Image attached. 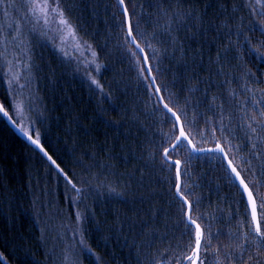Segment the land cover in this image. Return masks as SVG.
Returning a JSON list of instances; mask_svg holds the SVG:
<instances>
[{"label": "trees", "instance_id": "obj_1", "mask_svg": "<svg viewBox=\"0 0 264 264\" xmlns=\"http://www.w3.org/2000/svg\"><path fill=\"white\" fill-rule=\"evenodd\" d=\"M48 2L70 30L46 25L28 0L0 4V102L65 175L0 112V253L8 264H191L196 230L185 228L177 166L164 156L178 125L128 36L120 0ZM124 2L193 144L222 145L264 197V153L253 154L246 124L264 109V35L249 30L264 24V0ZM168 154L204 234L197 264H236L226 257L250 247L252 218L224 156L189 144Z\"/></svg>", "mask_w": 264, "mask_h": 264}, {"label": "snow or ice", "instance_id": "obj_2", "mask_svg": "<svg viewBox=\"0 0 264 264\" xmlns=\"http://www.w3.org/2000/svg\"><path fill=\"white\" fill-rule=\"evenodd\" d=\"M4 0H0V4H2ZM56 0H53V3H55ZM259 2V0H258ZM29 4V11L33 14H39V16L43 19L44 23L47 25L49 23H52L53 25H58L55 30L58 33H62L65 28H68L70 30V25L66 19L63 18V13L59 11L58 6L57 7H51L48 0H28ZM52 13H56L57 18H52ZM261 16H264V13H260ZM62 26V27H61ZM250 31H259L262 35H264V24H253L250 29ZM69 35H72L74 38V34H72L69 31ZM15 39V37H13ZM134 39V38H133ZM139 47V45H137ZM250 54L260 56L259 53L255 52V50L250 49ZM2 55V54H0ZM264 58V57H261ZM95 83V81H93ZM257 105H259V101L256 102ZM164 107L168 109L169 112L172 110L168 108V105L165 104ZM0 112H2L5 116H8V113L4 111L3 107L0 106ZM173 116H175V113H172ZM10 118V117H9ZM176 120H179V117H176ZM247 128L250 131V135H247V139L249 141H253L251 143V148L254 150L253 154L256 156L261 155L264 153V136H261L260 133L264 132V109L259 110V114L252 113L248 120H246ZM27 134V133H25ZM29 139H31V136H29ZM33 143H38V141L33 140ZM188 144H191V141L188 139V137L185 135L183 128H180V135L177 137L176 144L172 146L170 150L165 151V158H168V152H177L182 149H185ZM193 151H203L200 149H192ZM209 151H219L221 153L224 152V149L221 147H217L216 149H210ZM51 159V157H49ZM246 163L250 164V161H245ZM55 163V161H53ZM179 161H174L170 167L179 165ZM58 167V166H57ZM229 167H231V161H229ZM232 172L236 174V177H240V173L237 171L235 167L231 168ZM179 173V170H178ZM67 179V177H65ZM71 183V181H68ZM240 185L243 186V191L247 192V201L246 204L251 205L250 209V215L252 218V223L248 224V227L250 229L251 235L250 239H247L250 235V233H244V236L246 237V243L250 245L249 248H245L243 244L238 245L237 249L235 250L234 254L227 255V259L229 261H235L236 264H264V228H262V225H264V197H260L259 193H256L254 195L253 190H250L248 188V184L245 183L244 179L239 180ZM264 187V185H261ZM72 187L75 189V184H72ZM79 191V189H77ZM259 199V203H257V200ZM191 205H188L189 211L191 210ZM247 211V208H246ZM188 223L185 224V228L189 229V234H191L190 225H195L196 235H195V252L194 256L196 259L193 258V256L187 257V259L191 262V264H196V260L199 259V250L201 247V239L204 236V234L200 230L199 224H196V221L189 216ZM247 223V222H245ZM252 224L255 225V227H252ZM211 243V234L204 238V247L207 249L210 246ZM252 246H254V251ZM85 251H90L85 249ZM2 259V257H0Z\"/></svg>", "mask_w": 264, "mask_h": 264}, {"label": "water", "instance_id": "obj_3", "mask_svg": "<svg viewBox=\"0 0 264 264\" xmlns=\"http://www.w3.org/2000/svg\"><path fill=\"white\" fill-rule=\"evenodd\" d=\"M120 3L122 5V9L124 11V14H125V17H126V30H127V33H128V36L131 40V42L133 43V45L140 51L141 55H142V58H143V61H144V65H145V68H146V71L148 73V77L156 91V94L158 96V99H159V102L161 103V105L164 107L166 103V101L164 100L163 96H162V93L160 91V88L154 78V75H153V72L151 70V67H150V64H149V60H148V57H147V54L144 50V48L141 46V44L138 42V40L136 39V37L134 36V33H133V30H132V26H131V20H130V15H129V12H128V9L126 7V4L124 2V0H120ZM134 38V39H133ZM137 45H139V47H137ZM168 105V104H167ZM0 106L3 107L4 111H6L8 113V116H5L2 112V115L6 118V120L8 121V123L11 125V127L20 135L22 136L24 139H26L27 141H29L31 144H33L62 174L65 175L64 171L62 170V168L58 165V163L54 160V158L48 153V151L45 149V147L42 145V143L34 136L32 135L31 133H28L26 132L17 122L16 120L12 117V115L8 112V110L2 105V103L0 102ZM165 108V107H164ZM168 108H170L172 111L169 112L168 109H166L172 116L173 114L172 113H175V116H173L176 120V117H179V115L174 111V109H172L169 105H168ZM10 117V118H9ZM177 125H178V129H179V134L177 137H179L180 135V128L182 127L183 128V131L185 133V135L188 137V139L191 141L190 137L188 136V134L186 133L185 129H184V126H183V123H182V120L181 118L179 117V120L177 121ZM27 133V134H25ZM29 136H31V139H29ZM33 140L35 141H38V143H33ZM177 140V138H176ZM176 140L166 149V150H170L172 148L173 145L176 144ZM191 149L195 148V149H200V150H203V151H195V152H207L209 151L210 149H216L218 146L223 148L222 145H216L214 147H205V148H197L193 142L191 141V144H189ZM224 149V148H223ZM165 150V151H166ZM170 152V151H169ZM168 152V153H169ZM221 153V152H220ZM222 155L224 156L228 166H229V161H231V159L229 158L228 154L226 153L225 149H224V152L222 153ZM164 156H165V152H164ZM49 157H51V159H49ZM167 160L169 161H176V160H173L172 158L169 157V154H168V158ZM53 161H55V163H53ZM58 166V167H57ZM235 167L237 169V167L234 165V163L231 161V167ZM178 170H179V173H178ZM232 171V170H231ZM237 171L239 172V170L237 169ZM240 173V172H239ZM176 174H177V185H176V193L177 195L184 200V202L186 203V206H187V211H186V217L187 219L189 218V216H191V210L189 211V208H188V205H191L189 203V201L182 195L181 193V164L179 163V165H177V169H176ZM234 176L236 177V174L233 173ZM237 181L239 182L240 179H244V177L242 176V174L240 173V177L237 178ZM245 181V179H244ZM245 183L247 184V182L245 181ZM240 184V183H239ZM242 189H243V186L241 185ZM248 188L251 190L250 186L248 185ZM245 195L247 197V192H245ZM249 207L251 209V205L249 204ZM196 224H198L196 222ZM195 226V225H194ZM200 226V225H199ZM200 230H201V227H200ZM195 252V248L193 250V254ZM200 252V250H199ZM199 255V254H198ZM0 257H2V259H0L3 264H8V262L4 259V257L2 256V254L0 253ZM194 259H196V257L194 256ZM198 260V259H197ZM197 260H196V264H197Z\"/></svg>", "mask_w": 264, "mask_h": 264}, {"label": "rangeland", "instance_id": "obj_4", "mask_svg": "<svg viewBox=\"0 0 264 264\" xmlns=\"http://www.w3.org/2000/svg\"><path fill=\"white\" fill-rule=\"evenodd\" d=\"M72 42H75V41H71V47L73 48V49H75V46L73 45V43ZM80 45V44H79ZM79 45H78V47H79Z\"/></svg>", "mask_w": 264, "mask_h": 264}]
</instances>
